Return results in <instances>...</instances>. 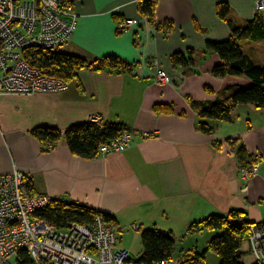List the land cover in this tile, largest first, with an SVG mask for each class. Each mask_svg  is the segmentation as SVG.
<instances>
[{
	"label": "crops",
	"instance_id": "0c3cea01",
	"mask_svg": "<svg viewBox=\"0 0 264 264\" xmlns=\"http://www.w3.org/2000/svg\"><path fill=\"white\" fill-rule=\"evenodd\" d=\"M142 1L73 4L78 27L63 53L90 62L115 57L123 66L84 69L63 93L0 95V176L18 170L32 194L112 215L117 222L111 228L121 232L133 225L157 229L175 237L176 248L192 224L213 215L238 210L249 223L264 221V159L259 176L244 182L239 175L251 156L262 157L256 150L264 145V109L240 105L231 122H222L199 118L192 105L253 85L247 77L213 75L223 61L206 54V44L232 36L220 5L228 6V19L241 27L257 15L264 21V11H258L257 0H154L152 24L142 14ZM122 19L140 21L142 30L120 32ZM243 51L264 65V41L246 43ZM178 53L191 56L192 64L175 66ZM158 68L173 76V84L156 83ZM91 116L132 130L133 144L122 153L86 159L74 155L65 139L44 151L32 135L41 127L64 133ZM203 122L213 133L200 128ZM229 140L237 143L230 146Z\"/></svg>",
	"mask_w": 264,
	"mask_h": 264
},
{
	"label": "built area",
	"instance_id": "2783aa9c",
	"mask_svg": "<svg viewBox=\"0 0 264 264\" xmlns=\"http://www.w3.org/2000/svg\"><path fill=\"white\" fill-rule=\"evenodd\" d=\"M256 4L258 11H264V0ZM139 24L137 20L122 19L118 30H142ZM77 27L74 5L63 6L61 0H0V95L68 91L69 83L31 65L25 52L57 50L71 39ZM155 81L171 85L174 78L158 68ZM89 123L101 126L103 121L91 116ZM134 139L135 133L124 129L101 145L99 155L125 152ZM261 160V155H253L240 168L242 181L260 175ZM25 182V174L18 170L0 176V264H133L129 252L117 248V233L100 216L90 224L73 222L65 229L40 219L38 213L55 198L30 194ZM261 204L264 207V196ZM132 229L140 228L133 225ZM248 242L256 264H264V221L250 224ZM155 264L174 263L168 259Z\"/></svg>",
	"mask_w": 264,
	"mask_h": 264
},
{
	"label": "trees",
	"instance_id": "16d2710c",
	"mask_svg": "<svg viewBox=\"0 0 264 264\" xmlns=\"http://www.w3.org/2000/svg\"><path fill=\"white\" fill-rule=\"evenodd\" d=\"M76 1L79 0H61V3L66 6L73 5ZM154 7V0H143L140 6L142 14L152 24L154 23ZM229 11L228 6L220 5L219 16L229 20L232 27L231 38L225 42H208L205 51L206 54L209 52L218 54L223 61L214 69L215 77H247L253 85L244 89H230L214 103L197 104L194 102L193 108L201 119L231 122L233 111L240 105H253L258 109H264V65H257L243 51L246 43L264 41L263 18L257 15L254 20L241 27L228 19ZM25 54L26 60L31 65L43 73L63 79L69 84L76 80L79 72L84 69L99 71L123 66V62L115 57L90 62L78 56L59 53L56 50L31 49ZM172 63L175 66L189 67L192 64V58L178 53L172 57ZM165 111L167 110L165 109ZM200 128L209 134L213 133V129L204 122L200 124ZM124 129L127 128L118 124L100 126L87 123L74 126L64 133L54 128L41 127L33 130L32 135L40 141L44 151L52 150L62 139H65L74 155L94 159L99 156L101 145L115 139ZM228 143L230 146H234L237 140H229ZM238 154L245 158V149L241 148ZM29 193L32 194L31 191ZM98 216L102 217L110 227L117 222L112 215L56 198L42 212L38 213L40 219L50 222L58 229H65L73 222L90 224ZM250 224L244 220V213L238 210H233L225 216L213 215L192 224L188 230L189 234H200L205 230L218 231L221 234L210 241L207 250L202 253L197 250L191 251L185 255L180 264H206L205 256L208 250L221 257L220 264H244L242 248L249 240ZM142 243L143 256L138 262L133 261V264H155L172 259L177 245L175 237L163 234L157 229L143 231Z\"/></svg>",
	"mask_w": 264,
	"mask_h": 264
},
{
	"label": "rangeland",
	"instance_id": "374dc122",
	"mask_svg": "<svg viewBox=\"0 0 264 264\" xmlns=\"http://www.w3.org/2000/svg\"><path fill=\"white\" fill-rule=\"evenodd\" d=\"M56 51L59 53H63L62 47L57 49ZM233 118H235L234 111L232 113V119ZM101 126H103V124ZM235 130L239 131V133L241 131L238 129H235ZM259 147H260V150H256V152L261 153L262 159H264V145H260L259 143ZM263 164H264V161H263ZM260 170H261V163H260ZM245 218L246 217L244 216V220ZM114 231L117 233V248L125 249L126 251L129 252L132 260L134 262H138L142 258L143 250H144L143 243H142L143 231H136L132 228L130 229L125 228L122 232L118 229ZM184 233L185 232H183V234ZM188 234L189 233L186 234L185 238H182V239L180 238L178 241V246L172 258V261L174 264H180L183 258L185 257V255L191 252L190 250L195 251V249H198L200 253L207 250L210 241L214 237L220 235L221 232L205 230L198 235H188ZM205 261H206V264H220L221 257L216 255L211 250H208L205 256ZM242 262L244 264H256L257 263L255 257L251 253L249 242L245 243L242 248Z\"/></svg>",
	"mask_w": 264,
	"mask_h": 264
}]
</instances>
